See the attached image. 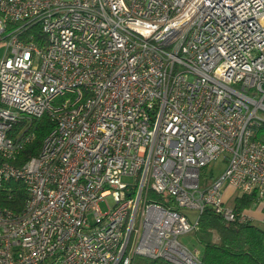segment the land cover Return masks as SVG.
Segmentation results:
<instances>
[{"label":"built area","instance_id":"2783aa9c","mask_svg":"<svg viewBox=\"0 0 264 264\" xmlns=\"http://www.w3.org/2000/svg\"><path fill=\"white\" fill-rule=\"evenodd\" d=\"M0 41V264H197L205 207L252 220L225 186L264 214V0H0Z\"/></svg>","mask_w":264,"mask_h":264},{"label":"trees","instance_id":"16d2710c","mask_svg":"<svg viewBox=\"0 0 264 264\" xmlns=\"http://www.w3.org/2000/svg\"><path fill=\"white\" fill-rule=\"evenodd\" d=\"M54 123L47 114L33 119L29 129L33 131L32 140L26 144L17 156V164L24 162L38 153L44 136L53 128ZM264 135V124L255 133L259 138ZM214 173L201 169V183L213 178ZM151 201L166 204L159 194L151 193ZM26 197L23 183L16 179H8L0 190V205L14 211L21 209ZM255 194L236 196L233 207L242 211L253 205ZM197 240L201 245L197 264H264V225L250 219L245 221L225 220L216 214L211 207H205L198 218L196 230ZM155 259L134 256L130 264H160Z\"/></svg>","mask_w":264,"mask_h":264},{"label":"rangeland","instance_id":"374dc122","mask_svg":"<svg viewBox=\"0 0 264 264\" xmlns=\"http://www.w3.org/2000/svg\"><path fill=\"white\" fill-rule=\"evenodd\" d=\"M4 48H5L4 42H1L0 41V56L3 54ZM223 166H224L223 165V161H221L220 159H218V160L212 162L210 165H208L206 167V171L207 172H210L211 171L212 173H214L215 176H217V175H219L223 171V168H224ZM123 179L126 180L127 178L124 177ZM222 193H223V196H225V202H224V204L226 206L231 207L233 205V203H234L235 197L238 195V192L237 191H234V192H232L229 195V194H227L228 192H227V190L225 188ZM99 207H100V209L102 211H105L106 210V205H105L104 202H100L99 203ZM254 208H256L254 205H251L249 207V209H254ZM187 213L189 215H192V212H188L187 211ZM179 240H180V242L182 244H184L185 246H187L190 249H193V250L194 249H197L198 252L201 250V245H200V243L197 240V233L195 231H190L188 233H185V234L180 235L179 236Z\"/></svg>","mask_w":264,"mask_h":264},{"label":"crops","instance_id":"0c3cea01","mask_svg":"<svg viewBox=\"0 0 264 264\" xmlns=\"http://www.w3.org/2000/svg\"><path fill=\"white\" fill-rule=\"evenodd\" d=\"M225 188L228 192L227 194L229 195L235 191L231 186H228V185L225 186ZM223 198L225 200V196H223ZM244 212L248 213L252 217V221L264 225V214H262L257 208H254V209L247 208V209H244Z\"/></svg>","mask_w":264,"mask_h":264}]
</instances>
